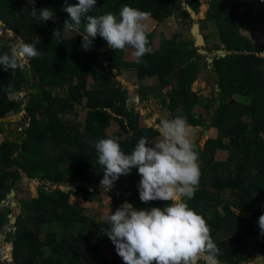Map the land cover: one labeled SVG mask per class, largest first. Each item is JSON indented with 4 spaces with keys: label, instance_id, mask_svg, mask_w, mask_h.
Here are the masks:
<instances>
[{
    "label": "trees",
    "instance_id": "16d2710c",
    "mask_svg": "<svg viewBox=\"0 0 264 264\" xmlns=\"http://www.w3.org/2000/svg\"><path fill=\"white\" fill-rule=\"evenodd\" d=\"M64 2L0 0V23L4 29L26 43L39 39L36 47L41 52L28 63L29 68L6 71L0 66V119L17 111L24 102L26 114L39 115L37 119L30 118L21 141L18 136L14 141L7 138L0 143V203L6 200L10 190L16 191L15 183L21 174L29 178L38 168L46 170L41 171L45 175H41L37 198L20 200L21 211L16 217L15 231L6 232L5 242L12 245L15 264H124L104 233L108 223L86 216L82 208L69 202L72 196H79L88 203L99 199L96 188L101 184L104 171L95 149L99 139L116 137L122 151L130 154L142 136L150 142L159 136L150 127H139L128 115V92L115 86L110 74L114 71L115 75H120L124 69L133 68L138 84L145 83L139 99L155 95L174 118L184 116L191 127L196 128L204 126L205 118L194 116L192 112L198 100L191 86L199 73L201 56L192 42L177 47L175 39L166 41L165 51L146 54L143 63H137L136 59L125 61V50L110 49L99 35L88 50L81 47L82 38L64 39L57 44L53 31L60 29L64 38V21L69 19L63 10ZM77 2L68 0L71 4ZM123 5L148 13L157 23L166 19L171 8L170 0H97L90 14L111 11L118 15ZM187 5L195 14L198 12V0H188ZM33 6L38 12L41 8L52 9L53 19L36 20L31 15ZM241 7L244 12L239 11ZM255 19L256 12L244 1L207 0L204 20L213 23L219 41L211 50L232 47L223 56L215 54L212 57L209 70L216 92L215 97L211 96L203 104L207 113L217 102L206 125L216 130V138L206 139L203 149L199 150V181H209L211 191L197 187L194 198L186 202L210 227L211 236L220 249L221 264H239L244 240L252 237H258L256 249L264 254V235L258 225L260 215L264 214V56L260 54L264 44H256L240 33L242 27H248L250 20ZM153 38V32L148 33L149 47ZM100 48L105 50L98 55L95 51ZM0 52L8 51L0 46ZM184 64L185 68L181 69ZM178 69L165 100L163 95L159 96L160 91L170 84ZM30 76L34 77L32 81ZM152 77L157 78V85H147ZM88 79L101 89L109 87V96L90 95ZM28 83L30 90L37 91L29 92L23 101L20 97L16 100L14 95L23 92V86ZM58 87H65L63 93L55 94ZM82 99H85L86 113L80 125L73 106ZM112 122L118 130L108 135L106 130ZM123 135L127 137L121 140ZM17 143L19 146L15 147ZM21 143L28 144L29 149L23 150ZM216 149L226 153L220 168L212 166ZM14 153L21 162H17V158L13 160ZM139 181L138 170L133 167L130 174L121 175L112 188L127 194V201L136 209L163 208L169 204V201L160 200L142 202ZM65 184L71 188L61 190ZM223 191L233 194L229 202H220L218 194ZM211 202L220 204L222 214L208 219L205 213ZM11 213L10 208H0V235L8 226ZM50 225L53 229L46 230L42 240L43 228ZM91 230L97 233V241L85 237ZM102 245L114 249L112 258L100 255Z\"/></svg>",
    "mask_w": 264,
    "mask_h": 264
},
{
    "label": "clouds",
    "instance_id": "9594fccd",
    "mask_svg": "<svg viewBox=\"0 0 264 264\" xmlns=\"http://www.w3.org/2000/svg\"><path fill=\"white\" fill-rule=\"evenodd\" d=\"M96 4L97 0H78L74 4L65 0L63 10L69 19L64 21L63 29L80 35L81 47L85 50L90 49L99 35L110 49H134L136 62L143 63V57L151 53L145 23L148 13L123 5L118 15L111 11L92 15ZM31 15L46 22L53 19L54 11L41 8L38 12L33 6ZM53 38L57 44L65 39L60 29H54ZM38 43L39 39L35 43H26L17 38L15 46L0 55V66L6 71L23 69L41 55L36 47ZM23 130L22 126L17 128L13 141L18 136L19 141L23 139ZM159 134L161 138L155 142L142 136L130 154L122 151L116 137L96 142L98 163L104 169L100 181L104 189H111L121 175L130 174L135 167L140 175V200L145 203L170 202L163 208L150 209H136L124 203L107 216L109 227L104 233L124 264H200L201 261L203 264H220V249L211 236L210 227L186 202L194 198L201 176L199 152L191 139V125L184 116L162 119ZM258 225L264 235V214L260 215Z\"/></svg>",
    "mask_w": 264,
    "mask_h": 264
},
{
    "label": "rangeland",
    "instance_id": "374dc122",
    "mask_svg": "<svg viewBox=\"0 0 264 264\" xmlns=\"http://www.w3.org/2000/svg\"><path fill=\"white\" fill-rule=\"evenodd\" d=\"M188 0H176V3L174 7H177V11L173 12L169 18L165 19L161 23H157L156 21L150 19L149 17L145 21L148 29V33L153 32L154 38H153V44L150 47L151 52L153 51H165L168 48V45L166 44V41L170 39H175L174 46H181L182 44H186L187 42H192L193 46L196 48L197 54L200 57L198 60V66L200 67L199 73L196 77V80L193 82L191 86V90L196 93V99L198 100V103L195 104L193 107V115L194 116H200L205 117L204 118V126L193 128L192 130V137L194 144L197 147V150L199 152L200 149H203L204 141L206 139H215L216 138V130L213 128H207L206 125L209 124V116L213 113V111L216 109L217 105H214L209 111L206 113L203 108L204 101L208 100L211 96L215 97L216 88L213 84V78L211 76V72L209 70L210 63L208 61H211L212 57L215 54L221 53L225 54L227 52L231 51L232 46H226L222 50H211V48L214 45H218V34L215 26L212 22L204 20V14L207 10V0H198L199 2V8L198 12L195 14L194 19H187L185 20L187 23H189V27L184 24V19L181 17V13L184 11L183 7L188 6L187 5ZM244 1L250 6L254 11L256 12L257 19L250 20L248 23V27H242L240 29V33L248 37L252 42L256 44H264V0H241ZM189 7V6H188ZM239 11L244 12V9L241 7L239 8ZM154 22V23H153ZM193 25H196L198 30V35L202 39V44H196L194 41V36L191 32V27ZM0 46L3 48H6V50L9 52V50L15 46L17 42V38H19L16 35L11 34L7 29H4V27L0 23ZM64 38L70 39V40H78L82 38L80 35H77L75 32H71L68 30H64ZM5 39L8 41H5ZM3 40L6 42L4 43ZM70 46V45H69ZM105 49L100 48L95 51L98 55H100ZM134 49L130 47H126L124 51V59L125 61H134L135 57L133 56ZM4 53L0 52V55ZM262 56H264V47L262 51L260 52ZM219 55V54H218ZM25 67H28V64L25 65ZM180 69L177 70V72ZM116 73L113 71L110 76L112 78L113 83H115V86H120L122 89H126L128 92V100L126 101V108L128 115L131 116L136 122L139 127H147L152 128L154 131H157L159 133V126L160 121L162 119H172L173 114L169 112L165 107L161 106L160 99L157 98L155 95H149L146 99H139L140 94L142 91V86L144 87L145 83H142V85L138 84V81L136 79L135 70L131 67L124 69L120 75H115ZM31 77V81L33 80V76ZM174 81H171L170 84L162 89L160 91V97L163 95V98L167 100V91L171 88V85ZM158 80L156 77L149 78L147 81V85H157ZM144 84V85H143ZM29 83L25 84L23 86V92L18 94L20 99L23 101V99L27 98V95L29 92L35 93L36 89H29ZM65 87H58L55 90V94H61L63 93ZM87 89L89 94H93L96 96L99 95H105L109 96V87L106 89L99 88L96 84L92 83L91 79H88L87 82ZM99 94V95H98ZM13 97V96H11ZM19 100V98H18ZM20 100V101H21ZM84 101L85 99L80 100V102L76 103L73 106V110L76 111L78 114L77 122L80 123V125L83 124V120L85 117L86 109L84 107ZM26 106V103L22 104L17 111L10 112L6 115L5 118L0 119V143L5 140L9 139L13 141L14 137L16 136L17 128L19 126H22V129H25L28 126L30 118L37 119L39 115L37 113H29L26 114L24 111V107ZM118 130V127L115 123H111V127H109L106 130V133L109 135L115 131ZM204 130L207 131V134H204ZM127 137V135H123L121 140L123 138ZM160 134L158 137H156L153 142L158 141L160 139ZM264 140V137H263ZM225 142V140H223ZM20 147L23 148V150L29 149V145L26 143H21ZM18 147L19 145L16 144ZM225 156L226 153L224 151L220 150H214L213 156H212V166L216 168L223 167L225 162ZM13 160H16L17 162H21V158L17 156L16 153L13 154ZM34 158V156H33ZM46 171L45 169L38 168L37 172L31 175V177H26L25 175L21 174L20 179L18 182H16V188H15V195L12 197H9L5 200V203L3 205H0V208H10L12 210V215L17 217L20 214V207L19 203L20 200H35L37 198V191L39 186L42 184L43 172ZM45 175V173L43 174ZM201 186H203L208 191H211L209 188V181H199ZM202 187V188H203ZM71 186H67L65 184L64 186H61V190H68ZM96 191L98 193V198L92 203L88 202H78L77 200L80 199L79 196L77 197H70L69 202L71 204L77 205L78 207L83 209V213L88 216L92 217L97 221H105L107 222V216L111 212H115V210L122 205V200L120 198L121 194L117 191H115L113 188L106 190L104 187L100 184ZM220 198V202H229L233 198V194H230L227 191H223L218 194ZM78 198V199H77ZM11 203H15V206H11ZM170 203V202H169ZM262 207L264 209V204H262ZM221 207L218 203H209L207 206V211L205 213L206 217L208 219H212L214 217H217L221 215ZM241 216H247L246 213H239ZM53 225L47 226L43 228V231L41 233V239L44 238V233L46 230L53 229ZM12 231V226L8 222V226L5 228V231L3 234L0 235V262L1 264H15L14 258L12 256V245L10 243L5 242L6 238V232ZM85 237L91 241H97L98 235L93 230L90 232L85 233ZM258 237H252L245 239V245H244V252L242 256V261L239 262V264H264V254H260L257 251V244H258ZM10 249V250H9ZM113 248L109 246L102 245L100 247V255L105 256L108 259L112 258L113 255ZM46 254H48V251H46ZM200 264H203V261L200 262ZM221 264V263H220Z\"/></svg>",
    "mask_w": 264,
    "mask_h": 264
},
{
    "label": "water",
    "instance_id": "95a60500",
    "mask_svg": "<svg viewBox=\"0 0 264 264\" xmlns=\"http://www.w3.org/2000/svg\"><path fill=\"white\" fill-rule=\"evenodd\" d=\"M231 1H233V0H231ZM27 4H33L32 2H30V1H27L26 2ZM175 3H176V0H170V5H171V8L169 9V11H168V13H167V15H166V18H169V16L174 12V11H177V8H175L174 9V5H175ZM183 12L181 13V17L184 19V24L186 25V26H190L189 25V23H187L185 20H187V19H194V17H195V14H194V12L188 7V6H185V7H183ZM193 27H195L196 28V33L198 34V30H199V28L196 26V25H193L192 27H191V32H192V34L193 35H195L194 33H193ZM2 28V27H1ZM10 31V30H9ZM13 33V32H12ZM14 34V33H13ZM1 36V35H0ZM194 37H197V39L195 40L194 39V41H195V43L196 44H202V39L199 37V35H197V36H194ZM20 39V38H19ZM200 40V41H199ZM3 42L4 43H6L4 40H3ZM219 55H221V56H223L224 54H221V53H218ZM209 63L211 62V61H208ZM183 68H185V64L184 65H182L181 66V69H183ZM176 75H177V71H175L174 73H173V76L171 77V81H174L175 79H176ZM20 95H21V93H20ZM14 98L16 99V100H18V98H19V95H14ZM215 104L217 105V102H215ZM204 134H207V131L206 130H204ZM16 147V146H15ZM19 181V180H18ZM18 181H16V182H18ZM198 187L200 188L201 187V184L199 183V185H198ZM90 191H92V189H90ZM15 195V191L14 190H10V192H9V194L7 195V197H6V199H8L9 197H12V196H14ZM120 198H121V200H122V204H124V203H128V204H130V205H132L130 202H128L127 201V194H121V196H120ZM5 203V200H3V201H1V203H0V205H3ZM11 206H15V203H11ZM133 206V205H132ZM8 218H9V224L12 226V232H14L15 231V221H16V217L15 216H13L12 214H9L8 215Z\"/></svg>",
    "mask_w": 264,
    "mask_h": 264
},
{
    "label": "bare ground",
    "instance_id": "6f19581e",
    "mask_svg": "<svg viewBox=\"0 0 264 264\" xmlns=\"http://www.w3.org/2000/svg\"><path fill=\"white\" fill-rule=\"evenodd\" d=\"M9 31V30H8ZM196 31V28L195 27H193V33L195 34V35H193V36H197L198 34L195 32ZM9 32H11V31H9ZM11 34H13L12 32H11ZM13 35H15V34H13ZM17 36V35H16ZM194 39L196 40L197 39V37H194ZM5 41H7L6 39H5ZM200 41V40H199ZM8 42V41H7ZM10 250V249H9Z\"/></svg>",
    "mask_w": 264,
    "mask_h": 264
},
{
    "label": "crops",
    "instance_id": "0c3cea01",
    "mask_svg": "<svg viewBox=\"0 0 264 264\" xmlns=\"http://www.w3.org/2000/svg\"><path fill=\"white\" fill-rule=\"evenodd\" d=\"M154 23V22H153ZM73 197V196H72ZM75 198V197H74ZM78 199V198H77ZM78 202H83V200L80 198L79 200H77ZM85 202V201H84Z\"/></svg>",
    "mask_w": 264,
    "mask_h": 264
},
{
    "label": "flooded vegetation",
    "instance_id": "af4514ba",
    "mask_svg": "<svg viewBox=\"0 0 264 264\" xmlns=\"http://www.w3.org/2000/svg\"><path fill=\"white\" fill-rule=\"evenodd\" d=\"M175 8H176V7H175ZM175 8H174V9H175ZM1 25H2V24H1ZM2 26H3V25H2ZM0 27H1V26H0ZM7 30H8V29H7Z\"/></svg>",
    "mask_w": 264,
    "mask_h": 264
}]
</instances>
